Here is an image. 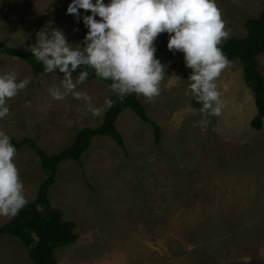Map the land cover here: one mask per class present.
<instances>
[{
  "label": "rangeland",
  "instance_id": "obj_1",
  "mask_svg": "<svg viewBox=\"0 0 264 264\" xmlns=\"http://www.w3.org/2000/svg\"><path fill=\"white\" fill-rule=\"evenodd\" d=\"M69 2L0 0V41L28 48L51 20L69 42L81 43L86 29L65 14ZM217 5L229 31L222 45L246 35V19L259 16L264 0H217ZM257 60L264 74V53ZM163 63L159 96L151 101L137 96L161 128L158 145L153 127L125 108L116 122L125 149L110 136L96 135L80 161L67 159L59 165L49 200L75 223L78 235L56 248L61 264H264V127L251 126L249 106L244 112L243 86L250 89L248 96L255 95L242 61L229 60L217 80L225 104L219 116L193 108L187 80L191 69L181 52L164 56ZM11 68L19 79L30 78L8 100L10 113L0 120V128L16 140L38 139L52 153L69 146L83 125L96 124L99 117L83 115V102L71 94L63 100L49 95L48 88L59 86L62 73L32 81L27 62L1 55L0 72ZM77 90L87 92L95 106L112 95L108 83L96 79ZM254 108L256 112L255 98ZM25 148L16 151L15 163L25 196L34 199L46 175L36 153ZM9 219L0 217V227ZM0 264L33 263L23 242L4 234Z\"/></svg>",
  "mask_w": 264,
  "mask_h": 264
},
{
  "label": "clouds",
  "instance_id": "obj_2",
  "mask_svg": "<svg viewBox=\"0 0 264 264\" xmlns=\"http://www.w3.org/2000/svg\"><path fill=\"white\" fill-rule=\"evenodd\" d=\"M65 14L86 29L81 43L69 42L64 30L53 27L50 20L28 46L44 74H63L59 86L48 88L54 100L71 94L83 102L80 110L102 117L115 101L105 98L95 106L87 92L77 90L88 79V69L97 79L110 81L108 88L118 99L136 94L153 100L160 94L166 66L156 56L155 41L167 33V49L181 52L185 67L191 69L188 90L201 105L199 111L213 116L222 113L225 104L217 80L229 60L219 45L229 31L217 0H70ZM6 47L14 45L9 41ZM29 83L30 78L19 79L14 68L0 72V120L10 113L8 100ZM11 140L0 128V217H14L28 203Z\"/></svg>",
  "mask_w": 264,
  "mask_h": 264
},
{
  "label": "trees",
  "instance_id": "obj_3",
  "mask_svg": "<svg viewBox=\"0 0 264 264\" xmlns=\"http://www.w3.org/2000/svg\"><path fill=\"white\" fill-rule=\"evenodd\" d=\"M245 27L246 36L230 37L219 47L222 48L228 60L240 59L242 61L244 78L254 92L257 107V113L251 120V126L256 130H262L264 127V74L260 70L257 57L264 53V8L258 17L247 18ZM167 40L168 34L162 33L155 41L156 56L162 63L163 57L172 53L166 47ZM7 43L0 41V56L8 55L27 62L33 68L32 81L42 77L44 74L43 65L35 60L28 48H8L6 47ZM79 71L80 69H77V72L73 74L77 76ZM88 71L87 80L97 79L92 69H88ZM102 81L110 83V81ZM110 98L115 103L104 113L103 122L96 127L82 128L77 132L71 145L56 153L48 154L29 137L18 141L10 135L11 142L17 150L23 145H28L35 151L46 175L44 181L39 185L36 198L28 201L11 221L0 227V235L10 234L23 242L28 248V254L33 264H61L55 255L56 248L73 243L78 237L75 232V223L66 220L63 211L54 207L49 200V190L55 182L57 169L62 161L67 159L80 161L82 155L88 150L91 139L96 135L110 136L125 149L124 138L116 127L118 116L125 108H131L141 120L153 127L156 145L161 140L160 126L149 117L145 106L136 94L126 95L121 100L112 93ZM191 104L197 110L201 107L193 97Z\"/></svg>",
  "mask_w": 264,
  "mask_h": 264
},
{
  "label": "crops",
  "instance_id": "obj_4",
  "mask_svg": "<svg viewBox=\"0 0 264 264\" xmlns=\"http://www.w3.org/2000/svg\"><path fill=\"white\" fill-rule=\"evenodd\" d=\"M260 15V14H259ZM258 17V16H257ZM252 18H254V17H252ZM246 35H247V33H246ZM245 35V36H246ZM242 37H244V36H242ZM97 80V79H96ZM87 81V80H86ZM94 81V80H93ZM98 81H100V80H98ZM97 82V81H96ZM242 82V81H241ZM243 85V84H242ZM250 87V86H249ZM251 88V87H250ZM249 88L247 87H245V89H244V86H243V94L241 95V97L243 98H245V100H246V104L244 103V112H247V109H248V106H249V117L251 118V120L254 118V116H255V114L257 113V107H256V112H255V108H254V98L252 99L250 96H248L247 95V93L249 92ZM252 90V89H251ZM251 93H252V91H251ZM253 94V93H252ZM111 96H109L108 98H110ZM81 111H79V113H80ZM82 113H83V115H85L86 113H84L83 111H82ZM255 113V114H254ZM88 116H91L90 114L88 115ZM101 118L102 117H99V119L97 120V122H96V124H94V125H87V126H91V127H96V126H98L99 125V122H100V120H101ZM205 117H204V114H203V119H204ZM71 122L73 123V121H72V118L70 119V125H71ZM98 124V125H97ZM64 127H65V125H64ZM84 127H86L85 125H83V127H80L79 128V130H81L82 128H84ZM117 127V126H116ZM78 129L76 130V132L74 133V137H73V140H72V142L71 143H69L68 145H71L73 142H74V139H75V136H76V134H77V132L79 131ZM120 132V131H119ZM154 137V136H153ZM25 138V137H24ZM29 138H31V137H29ZM31 139H33L36 143H38L39 142V144H40V146L42 147H40L39 145V147L41 148V149H43L45 152H51V151H49V150H47L46 149V147L44 146V144L41 142V141H39L38 139H34V138H31ZM203 139H205V137L203 138ZM20 141V140H19ZM91 145V144H90ZM131 145H133L132 144V142H131ZM30 147V146H28V145H23V146H21L19 149H21L22 147H23V149H25L26 151H27V149L25 148V147ZM65 146V145H64ZM62 147V146H61ZM59 148V149H57V150H55V151H52V153H48V154H53V153H56V152H58V151H60V150H62V148ZM66 147H68V146H66ZM90 147V146H89ZM18 149V150H19ZM32 149V148H31ZM64 149V148H63ZM91 149V148H90ZM17 150V151H18ZM29 150V149H28ZM33 150V149H32ZM34 151V150H33ZM87 151H89V148H88V150ZM138 151V150H137ZM35 152V151H34ZM37 155V154H36ZM40 160V159H39ZM71 160H73V159H71ZM65 161V160H64ZM76 161V160H75ZM63 162V161H62ZM69 163H72V162H69ZM61 164V163H60ZM59 164V165H60ZM40 165H41V162H40ZM59 167V166H58ZM41 168H42V166H41ZM43 170V169H42ZM58 170V169H57ZM38 188H39V186H38ZM37 191H38V189H37ZM36 196H37V192L35 193V197H34V199L36 198ZM33 197H31V198H29V197H26V199L27 200H29V201H32V200H34V199H32ZM32 199V200H31ZM51 202V201H50ZM55 203V202H54ZM53 205V204H52ZM55 205V204H54ZM16 216V215H15ZM14 216V217H15ZM14 217H10V219L8 220V221H11Z\"/></svg>",
  "mask_w": 264,
  "mask_h": 264
}]
</instances>
